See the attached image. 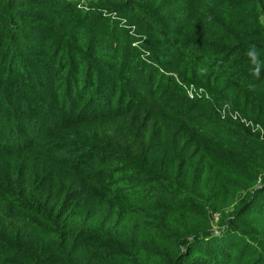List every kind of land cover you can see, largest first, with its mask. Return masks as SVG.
Returning a JSON list of instances; mask_svg holds the SVG:
<instances>
[{"label":"trees","instance_id":"16d2710c","mask_svg":"<svg viewBox=\"0 0 264 264\" xmlns=\"http://www.w3.org/2000/svg\"><path fill=\"white\" fill-rule=\"evenodd\" d=\"M97 1L0 0V264H264V0Z\"/></svg>","mask_w":264,"mask_h":264},{"label":"rangeland","instance_id":"374dc122","mask_svg":"<svg viewBox=\"0 0 264 264\" xmlns=\"http://www.w3.org/2000/svg\"><path fill=\"white\" fill-rule=\"evenodd\" d=\"M71 1H74V3H76L77 7L79 9H81V10H84V11L91 10V11H95V12L99 11V10L96 9V7H94L93 5H90V0H71ZM93 3H95V4L98 3V5H100V3L97 0H93ZM30 9L33 10L32 8H20L19 10L25 11V10H30ZM100 11L102 12V14L104 16L110 17L112 20H119L122 26L129 27L130 31H134L136 25L135 24H131V23H129L128 21H126L124 19L123 20L120 19L119 16H118L119 14L116 11H108V10H106L104 8H101ZM95 15H97V13H95ZM105 24L106 25H110L111 24V21H109V20L108 21H105ZM129 24L132 25V26H130ZM29 50H32V47H30ZM148 53L149 52L147 50H145V52H143V56H147ZM111 83H113V82H111ZM132 94H130V95H132ZM104 98H105L106 101H109V98L105 97V95H104ZM260 175H262L264 177V172H262ZM176 190H179L180 191V194H182V195H187V194H190L191 193V191H189V190H187V189H185L183 187H176ZM191 194H193V193H191ZM234 201L237 202L238 199H236ZM231 207H233V205ZM214 217H215V221H214V224H213V228L212 229L215 232H220V229L217 227V225H215V223L217 222V220L219 218V214L218 213H215L214 214Z\"/></svg>","mask_w":264,"mask_h":264},{"label":"built area","instance_id":"2783aa9c","mask_svg":"<svg viewBox=\"0 0 264 264\" xmlns=\"http://www.w3.org/2000/svg\"><path fill=\"white\" fill-rule=\"evenodd\" d=\"M132 33H134V31H131ZM194 94H195V90H194V88H192L190 91H189V95H190V97L191 98H193L194 97ZM227 113L229 114V115H231L232 117H234V119H237V117H238V113H236V112H232L228 107H225L224 109H223V114H224V116H227ZM249 123V122H248ZM254 128V127H253Z\"/></svg>","mask_w":264,"mask_h":264}]
</instances>
